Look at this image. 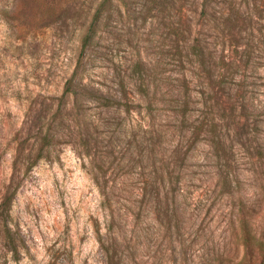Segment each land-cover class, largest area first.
I'll return each instance as SVG.
<instances>
[{"label": "rangeland", "instance_id": "1", "mask_svg": "<svg viewBox=\"0 0 264 264\" xmlns=\"http://www.w3.org/2000/svg\"><path fill=\"white\" fill-rule=\"evenodd\" d=\"M105 1L0 0V264H264V62L238 80L258 117L229 129L233 184L197 146L168 217L146 195L163 144L150 157L145 130L170 121L158 102L147 115L133 73L142 65L152 91L193 81L184 42L210 26L200 0ZM71 79L114 94L124 81L134 109L77 103Z\"/></svg>", "mask_w": 264, "mask_h": 264}, {"label": "trees", "instance_id": "2", "mask_svg": "<svg viewBox=\"0 0 264 264\" xmlns=\"http://www.w3.org/2000/svg\"><path fill=\"white\" fill-rule=\"evenodd\" d=\"M200 1L201 17L210 26V32L200 31L197 37L185 40L183 46L198 89H193V81L184 76L177 86L167 84L163 90L152 91L146 84L147 77L152 78V75L142 65L133 73L139 77L136 92L147 103V115L153 117L158 111V102L170 121L165 132H157L151 126L145 134L153 159L158 144H163V167L155 169L156 177L148 184L146 195L156 202L159 211L163 210L171 218L179 213L178 207L171 204L184 195L181 186L191 166L194 148L201 144L209 147L219 185L230 188L236 177L231 168L233 141L229 129L242 119L250 121L258 117L252 97L238 80L243 70L264 62V25H260V10L256 4L251 5L252 0ZM105 3L110 4V0ZM94 27V24L90 27L85 45L92 40ZM255 31L262 35L258 40ZM65 95L73 96L77 103L93 101L106 110L130 113L134 109L124 81L114 94L71 79L66 84ZM158 178L163 179L162 185L157 184ZM104 207L111 219V228L115 220L114 208L107 200ZM243 224L245 240L253 241L255 236L250 224L246 220Z\"/></svg>", "mask_w": 264, "mask_h": 264}]
</instances>
